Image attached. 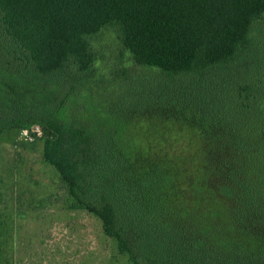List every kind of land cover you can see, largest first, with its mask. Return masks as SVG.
Here are the masks:
<instances>
[{"label":"trees","instance_id":"obj_1","mask_svg":"<svg viewBox=\"0 0 264 264\" xmlns=\"http://www.w3.org/2000/svg\"><path fill=\"white\" fill-rule=\"evenodd\" d=\"M263 16L264 0H0V136L39 124L44 161L115 259L264 264ZM104 28L141 67L108 94L93 46ZM9 76L54 94L10 95ZM159 111L189 124L198 149L135 148L130 122ZM15 243L0 213V264H19Z\"/></svg>","mask_w":264,"mask_h":264},{"label":"rangeland","instance_id":"obj_2","mask_svg":"<svg viewBox=\"0 0 264 264\" xmlns=\"http://www.w3.org/2000/svg\"><path fill=\"white\" fill-rule=\"evenodd\" d=\"M254 27V42L264 58V16ZM93 46L100 58L99 73L107 78L100 87L105 94H108L106 86L117 87L124 78L130 82L140 74L141 67L132 62L112 28L101 30ZM263 72L264 67L259 68L257 77L264 82ZM1 81L13 96L41 99L54 94L32 82H18L10 76ZM98 96L96 93L94 99ZM130 123L127 137L140 151L146 152L153 140L163 144L169 154H179L182 147L192 152L198 149L196 131L176 118L174 122L164 118L161 111L154 116L144 113ZM40 133L39 124L33 123L8 129L0 136V213L14 219V255L19 264H128L123 257H112L114 243L102 232L100 220L83 209L70 206L58 172L42 157ZM192 138L194 143L190 145Z\"/></svg>","mask_w":264,"mask_h":264}]
</instances>
